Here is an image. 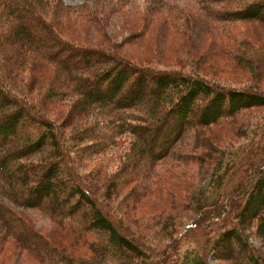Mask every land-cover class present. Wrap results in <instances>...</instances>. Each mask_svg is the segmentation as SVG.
Masks as SVG:
<instances>
[{"label": "trees", "instance_id": "trees-1", "mask_svg": "<svg viewBox=\"0 0 264 264\" xmlns=\"http://www.w3.org/2000/svg\"><path fill=\"white\" fill-rule=\"evenodd\" d=\"M231 1L235 0H198L202 12L192 8L189 12L171 1L169 7L187 20L189 16L217 24L243 20L264 25V0L229 8ZM47 11L62 13L68 23H83L77 20V7L64 0H0V227L19 247L52 264H178L187 243L196 256L193 264H211L210 257L220 264H264V253L244 232L255 221L257 232L264 235V140L249 145L258 128L264 127V116L252 125L250 136L246 133L247 142L221 150L212 146V136L200 133L203 150L216 151L209 155L213 168L207 171L208 189L214 187L216 195L211 200L192 198L183 228L176 227L182 223H160L153 235L148 220L131 219L138 208L153 203L148 196L158 163L168 157L185 159L177 156L179 142L193 130L197 136L198 129L264 107V90L223 82L192 66L188 71L157 69L120 48L79 43L70 36L74 26L60 28ZM92 20L89 12L84 21ZM96 25L101 33L106 30L103 24ZM184 26L188 37L190 26ZM246 33L239 39L238 51L222 48L226 41H221L220 50L214 52L224 68V59L229 58L246 67L253 62L256 47L261 50L259 60H264V40L256 44ZM5 72L16 78L26 73L28 80L42 78L36 83L43 100L71 104L68 113L75 121L74 130L68 133L46 117L30 92L24 93L25 98L14 91ZM236 73L239 70L232 71ZM110 147L119 158L116 174L101 182L99 170H82L88 165L83 158H90V163ZM173 173L167 171L169 176ZM132 182L116 209L113 195ZM158 185L154 191L158 199L169 198ZM182 200L172 204L178 201V208ZM8 202L47 213L71 244L88 243L91 257L67 253ZM170 226L176 228V236H171Z\"/></svg>", "mask_w": 264, "mask_h": 264}, {"label": "rangeland", "instance_id": "rangeland-1", "mask_svg": "<svg viewBox=\"0 0 264 264\" xmlns=\"http://www.w3.org/2000/svg\"><path fill=\"white\" fill-rule=\"evenodd\" d=\"M171 2L184 7L190 12H202L199 8L200 3L198 0H170ZM169 0H129V2H119V0H64L65 3L77 7L80 14L77 16V20L80 19L83 23L78 22L76 25L71 22L68 23L65 18H62V13L57 11H47L52 18L60 26H71L73 35L77 42L89 45H99L112 49L115 47L131 57L134 60H139L143 63H148L157 69H176L183 68L184 70H190V66L200 69L201 72H206L210 76L222 78L223 82H235L239 85L247 84L250 87H256L264 90V60L260 61L259 56L261 50L256 47L254 55L251 53L252 61L246 67L242 66L236 59H224L226 63L220 62V57L213 55L215 51L220 50L221 41H226V44L222 47L231 51H238L239 39L247 34L249 31L253 35V41L259 44L264 39H259V35L264 37V25L260 22L254 21H237L231 24H217L209 18H193L189 20L184 18V15L179 16L177 10L173 7H169L171 3ZM251 0H235L229 2V8H236L242 3H246ZM196 9V10H195ZM89 10V11H88ZM91 13L94 21L87 23L84 21L86 15ZM188 15V13H187ZM57 17V18H56ZM60 17V18H59ZM212 22V23H211ZM101 23L105 26L102 33L96 24ZM188 23L189 35L187 37L188 30L185 29L184 24ZM207 25V26H206ZM61 28V27H60ZM208 49H210L208 51ZM208 54V56H206ZM206 56V57H205ZM243 58L248 59L247 55H241ZM205 57V58H204ZM204 58V59H203ZM200 60L199 63H194ZM249 66V67H248ZM249 68V69H247ZM259 68V69H258ZM233 70H239V74H232ZM223 76H219L222 73ZM4 72V71H3ZM9 75V79L6 81L10 83L11 87L25 97L26 92L31 93L32 101H38L41 107V112L46 116L55 119L60 125H62L68 133L74 130V119H71L68 109L70 107L69 102L61 101H45L43 100L42 92L37 89V80L42 79L37 77L35 80H28L27 74L22 73L16 78L12 72H5ZM6 79V78H5ZM13 82L16 85H13ZM28 85H27V84ZM44 87V86H43ZM40 88L41 89L43 88ZM264 116V107L252 108L245 113L238 115L234 119L224 118L222 122H219L216 126L213 125L209 129H198L197 136L195 130L192 134H189L177 144V152L181 151L177 156H184L185 159H178L174 157H168L159 162L156 166L157 174L153 176L154 189L153 193L148 196L153 200V203L143 209L138 208V214L132 215L133 220L139 222L140 220H148V227H152L151 233L154 235L160 227V223H166L169 225H176L179 229L183 228L186 216L189 212V206L191 208L190 200H194L197 197L211 200L216 195L215 188L211 186L208 189V181L210 174L207 172L212 171L210 166L209 155L215 154V150L206 149L199 145V136L203 132L205 136H212V146L216 150L231 147L235 144H241L248 141V137L251 135L250 129L252 125L261 120ZM67 122V123H66ZM248 132V137L246 133ZM246 138V139H245ZM253 140H264V127H259L257 135L252 137ZM225 140H230L224 143ZM232 140V141H231ZM248 145V146H249ZM106 154H100L95 156L89 163L90 158H83L84 163L88 165L83 168L84 172L92 169H97L101 173V182H105L111 178L119 168V158L115 153V147L107 149ZM171 169L174 173L170 176L167 175V171ZM116 174V173H115ZM130 183L125 190L114 196V206L116 209L120 207L123 197L127 194V189L133 186ZM162 185L163 192L169 197L165 199H158L154 191L156 187ZM208 192L205 196L199 195L202 192ZM181 197L182 205L175 206L178 201L173 205V200ZM173 199V200H172ZM167 202V203H164ZM8 205L13 209L24 215L37 230H40L45 235L49 236L53 243L61 248H65L67 253L75 252L77 257L89 258L92 255L90 246L88 243L75 242L70 243V238L64 237V232L58 227L56 221L50 217L47 213L40 209H27L8 202ZM119 210V215L120 214ZM123 215V214H122ZM171 217H173L171 219ZM137 222V223H138ZM129 224L137 228L138 224L129 222ZM245 233L250 236V241L258 250L264 253V235H260L257 232V225L254 221L246 225ZM176 228L170 226L171 236H176ZM0 237L2 241L0 245L4 248H0V264H52L49 259L48 262H43L35 255L30 254L24 248L19 247L16 240L8 234L4 227H0ZM154 237H151L153 239ZM70 250V251H69ZM192 246L187 243L182 247L181 256L179 257L178 264H193L196 256ZM211 264H220L214 258H208ZM181 261V262H180Z\"/></svg>", "mask_w": 264, "mask_h": 264}]
</instances>
